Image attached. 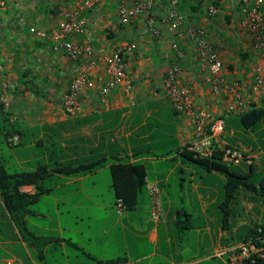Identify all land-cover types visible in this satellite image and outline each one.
Returning <instances> with one entry per match:
<instances>
[{
  "label": "crops",
  "instance_id": "crops-1",
  "mask_svg": "<svg viewBox=\"0 0 264 264\" xmlns=\"http://www.w3.org/2000/svg\"><path fill=\"white\" fill-rule=\"evenodd\" d=\"M122 1L131 3L134 0H115L112 4L109 0H102L96 6L87 8L83 13L85 28L76 35V40L91 44L100 55L109 54L128 43H136L135 51H125L127 79L107 95V103H104L100 94L104 64L99 62L94 70V86L88 87L81 96V109L70 115L65 111L63 98L81 62L71 60L65 53L62 40L54 35L66 11L65 6L68 2L71 4L70 0H0V106L10 115V127L7 129L1 126L0 118V132L4 131L5 136L2 145L11 151V164L0 154V165L9 173L37 168L31 164V160L22 157L25 149L22 150L25 146L24 130L31 132L29 146H45L47 156L51 155V159L56 160L53 165H45L49 168L55 167L56 163L66 162L62 151L56 155L57 145L61 148L70 146L73 151L70 160L80 164L95 158H107L104 166L87 175L55 174L56 183L52 191L38 201L43 197L52 199L59 222L56 227L46 225L41 229L45 232L57 230L59 235L33 231L35 228L31 225L35 219H50L47 211L32 207V214L26 218L30 232L56 237V242L64 245L69 244L63 235L66 214L73 213L76 221H82L85 217L91 220L97 208L107 211L114 204L118 217L111 224V229L104 230L101 235L89 232L88 242H93V238L99 236L101 246L93 252L86 249L90 247L72 242L73 248L88 261L79 258L80 261H69L68 264H94L97 260L120 257L127 259L123 264H229L228 255L216 256L214 253L221 248L231 250L236 246L234 237L239 234L240 225H237V219L235 222L230 218V223L224 226L222 209V218L216 212L215 228L209 221L204 225V233L212 239L209 247L186 248L182 241L176 242V238L183 240L177 224L180 213H189L182 206L172 211V204L176 203L170 197V180L179 169L181 173L193 170L187 166L194 164L187 157L193 139V123L188 113H181L174 107L167 95L164 78L167 70L179 60L184 69V83L192 87L196 108L208 113L211 118H222L224 123L231 113L228 111L231 104L240 105L241 111H236L240 117L241 113L254 105L263 103L259 95L252 91V83L255 67L264 64V59L255 49L248 31L241 27L244 17L242 6L245 3L241 1V5H227L223 0L220 7L217 5L218 15L211 17L208 5L192 3L186 8V1L179 0L178 10L185 21L178 31H171L162 20L169 12L172 0H155L151 17L155 19L161 34L154 36L148 31L146 17H139L129 24L120 22L118 7ZM251 1V4L256 2ZM262 7L264 10V0ZM190 28H202L207 39L218 49L228 80L233 85H239L241 99L224 91L212 94L206 81L207 71L201 65L195 43L188 35ZM180 51L184 52L181 58L178 57ZM103 79L106 80L105 77ZM257 128L258 125L249 130ZM35 131L38 132L36 136ZM218 144L221 148H237L246 157L253 158L251 164L254 163L256 169L259 155L253 152L252 146L241 149L236 143L227 141L223 134ZM116 156H127L129 162L144 163L146 166L147 184L140 193L137 208L132 211H118L114 191L113 198L109 197V205L103 201L99 177L103 173L108 175L109 188L112 187L110 166ZM242 162L251 165L245 160ZM207 177L208 174L201 176L202 180ZM190 183L194 184L193 173ZM194 186L199 191L202 205L207 203V206H211L208 202L217 204L221 198V208L225 189L224 196L219 191L215 196L201 182ZM179 189L183 190L184 185L180 184ZM22 190L28 193L35 191L32 185H26ZM177 197L182 203L185 201V196ZM249 200L251 202L244 203L249 210H253L257 203L262 204L258 199ZM61 205L63 208L69 206L68 210L61 209ZM157 206L159 218L153 216ZM203 211L208 212V209L204 207ZM189 215L190 222L192 216ZM237 216L240 217V213ZM129 229L147 238L153 250L146 254L132 252ZM162 231L165 241L161 236ZM29 248L32 247L26 243L0 196V264H24L25 256L33 259Z\"/></svg>",
  "mask_w": 264,
  "mask_h": 264
},
{
  "label": "built area",
  "instance_id": "built-area-1",
  "mask_svg": "<svg viewBox=\"0 0 264 264\" xmlns=\"http://www.w3.org/2000/svg\"><path fill=\"white\" fill-rule=\"evenodd\" d=\"M102 0H84L78 7L65 11L59 26L54 30L56 38L62 40V46L67 56L74 61L81 62L75 74L71 77L70 85L66 91L63 101L66 113L76 114L81 109V96L88 87L94 86V70L102 62L104 64V76L100 77L102 85L100 94L102 101L107 103V95L119 84L127 79V63L125 60V51H135L136 43H128L124 47L113 50L106 55H100L96 49L88 43L76 40V35L81 33L86 25V18L83 12L87 8L96 6ZM179 0H172L171 8L166 16L163 17V23L170 30L178 31L184 24V17L178 10ZM263 0H256L251 4L245 2L242 6L244 15L241 21V27L246 29L253 40V45L264 59V10ZM155 7V0H134L131 3L122 1L118 7V16L122 24H129L139 17L147 18L148 31L154 35L161 34L160 28L156 21L151 17V12ZM211 17L219 13L218 6L211 3L207 7ZM189 38L195 43L197 48V57L207 71V83L212 94L217 95L221 91L237 98H242L239 93V85H233L228 80L224 71V64L218 49L207 39L205 31L202 28H190L188 31ZM184 56L180 51L179 58ZM106 78L104 80L103 78ZM185 76L183 65L179 60L167 70L164 82L167 95L173 102L174 107L181 113H188L193 123V139L190 150L201 155L210 156L215 151V143L218 144L219 137L225 131V123L222 118H211V116L195 106L192 87L185 85ZM252 91L257 93L264 102V64L255 67ZM240 105L231 104L229 112H240ZM220 147V145L218 144ZM225 149L224 160L230 163H240L245 160L251 164L253 158L246 157L240 150L234 147H222ZM118 211L123 209L122 201H118ZM153 216L159 218L158 206L154 208ZM256 254L264 258V248L257 247L253 242L239 243L232 247L231 250L221 248L214 255H228L229 264H244ZM255 262V259L252 260Z\"/></svg>",
  "mask_w": 264,
  "mask_h": 264
},
{
  "label": "rangeland",
  "instance_id": "rangeland-1",
  "mask_svg": "<svg viewBox=\"0 0 264 264\" xmlns=\"http://www.w3.org/2000/svg\"><path fill=\"white\" fill-rule=\"evenodd\" d=\"M69 1V0H66ZM84 0H70L71 4H68L65 6V10L68 11L70 9H74L78 7ZM115 0H109V3H113ZM186 1V8H189L193 4H202V5H209L212 2L215 1L218 2L219 7L222 5L223 0H185ZM249 2L251 0H225V4L227 5H241L242 2ZM255 0H252L253 3ZM193 3V4H192ZM85 12V11H84ZM83 12V13H84ZM63 18V17H62ZM229 116H226L225 118V132L223 133V136L227 138V141L231 143H236L240 146L241 149H248V146L253 147V152L259 155L258 159H256V169L255 174L250 178V182L253 183L256 186H259L263 176H264V120L263 122H260L258 124L257 130H249L244 128L240 117L237 115L236 112H231L228 114ZM0 118L2 120L1 126L4 128H9V119L10 115L7 113L6 110H3L0 106ZM6 119V120H5ZM4 132V131H3ZM3 132H0V154L4 157L5 161L10 163L11 157L10 152L7 150L6 145H2L1 142L5 140V136L3 135ZM37 131H35V136L37 135ZM24 144L22 150L24 149V154L22 155L23 159H29L31 160V164L33 166L40 165H53L55 163V159H51V155L47 156V151L45 149V146L36 144L35 146H29V142L31 140V132L29 130H24ZM49 144V142H47ZM45 145V144H44ZM27 147V148H26ZM57 149H55L56 155H58V151H62V155H64L66 162H70L72 160L71 156L73 154L72 148L68 146L67 148H61L60 145L56 146ZM55 147V148H56ZM16 148V147H15ZM4 149V151H2ZM51 147H49V150ZM160 150H158L159 152ZM161 153V152H159ZM95 158L94 160H96ZM14 162V159L13 161ZM227 164L230 166L232 171H235L237 173L249 175L251 173V170L249 166H247L244 162L240 164L236 163H230L227 162ZM190 166L191 171L185 170L183 173L179 172L176 173L174 177L171 178L172 182V188H171V194L170 197L172 201H175L176 204H172V211H175L178 207L181 208V206L186 209V211L191 214L192 219L191 221H186V226H191L192 229H186L184 232H182L183 240L176 238V242L180 243L183 242V245L186 248H207L211 245L212 239L206 235L203 231L204 225L207 221L212 223L213 228L216 227V212H219L220 218H222V211L221 208H219L220 203L222 202V199H219V202L217 204H213L212 202H208L211 204V206H207V203L205 205H202V201L198 197L199 191L195 188L194 184H199L200 182L203 183L206 187L210 188V191L216 196L218 194V191L221 192L224 196V185L226 182V175L222 174L220 172H208L204 168H202L200 165L192 164L187 165ZM13 170V168H12ZM109 172V171H107ZM193 173V180L194 184L192 185L190 183L191 181V175ZM110 174V173H109ZM203 174H208V177L204 180H202L201 176ZM153 177V176H152ZM185 179L186 181H184ZM109 180L108 175H100L99 181L100 185L102 187L103 191V201L105 204L109 203V197L114 196L112 187L109 188ZM180 184L184 185V189L180 190ZM221 194V197H222ZM177 195L185 196V201L182 203L180 199L177 197ZM249 193L246 191L241 192L240 197H238L237 201L234 203H231L230 206V218L233 219V221H237V225H240L239 228V234H236L234 237L235 245L242 243L241 237H245L249 234L250 230L256 225V224H264V204H256L255 208L253 210H249L248 207L244 203L251 202L248 198ZM168 197V196H167ZM114 199H112V202ZM209 201V200H206ZM39 205L33 206V208H40L43 212L48 213L49 220L45 218H39L38 220H34L32 223V227L35 228L33 230L34 232L38 233H51L54 235H57L58 232H45L43 228L44 226H52L56 227L58 224V220L55 213V207L53 205L52 199H47V197H43L42 200L38 203ZM248 205V204H247ZM249 206V205H248ZM64 206L61 205V209L68 210L69 206H66V208H63ZM208 209V212H204L203 208ZM117 208V207H116ZM73 209V208H72ZM118 209V208H117ZM74 212V211H73ZM240 213V217L237 216V214ZM66 220H63V235L66 238V240L74 242L79 244L83 247H90L86 248L93 252L97 251L96 247L101 246V240L99 236H95L93 238V242H88L89 232L94 233L95 235H101L104 230H110L111 224H113L118 217V214L116 213V209L114 204H112L111 208H108L106 211L103 208H97L95 210L94 217L89 220L86 217L82 221H76L74 219L75 215L72 213V215H65ZM237 217V218H236ZM183 219H185L184 216H182ZM237 219V220H236ZM221 224V219H220ZM40 227V228H39ZM202 229V230H200ZM141 235L142 232H139ZM59 235V234H58ZM116 235V234H115ZM161 236L163 240H166L165 233L162 231ZM177 237V235L175 234ZM128 237H129V243L130 248L132 252L136 251L138 253L146 254L153 250V245L148 242L147 238L140 237L137 235V232L133 229L128 230ZM57 240V239H56ZM54 240L51 242L47 247L44 249L43 257H39V252L36 248H29L30 253L33 256V259L30 257L23 258L24 264H68L70 261L71 263H75L80 261L79 258L85 259V257L80 253V251L73 248L71 244H64L61 245ZM62 240V239H61ZM165 244V242H163ZM218 243V242H217ZM225 245V242L224 244ZM93 247V248H92ZM226 247V246H224ZM135 253V252H134ZM88 261L87 259H85ZM157 261V260H156ZM147 261H144L143 263H146Z\"/></svg>",
  "mask_w": 264,
  "mask_h": 264
},
{
  "label": "trees",
  "instance_id": "trees-1",
  "mask_svg": "<svg viewBox=\"0 0 264 264\" xmlns=\"http://www.w3.org/2000/svg\"><path fill=\"white\" fill-rule=\"evenodd\" d=\"M214 4L219 5L216 1ZM263 119L264 102L257 106L254 105L248 111L240 114V120L246 129L255 128ZM13 133L12 135H14ZM215 146V151L210 156H204L190 150L187 157L192 163L200 165L209 172H220L226 175L225 200L220 207L224 213L222 222L224 226H227L230 223L231 203L237 201L242 190L249 193L248 198L258 199L264 204V176L259 186L254 185L250 182V178L255 174L254 163L249 165L251 170L249 175L232 171L224 160L225 149L219 147L217 143H215ZM106 162V157L82 164L76 161L59 162L53 168L39 165L35 170L17 173H9L3 165H0V196L23 234L26 243L29 247L38 250L40 258L43 257L45 247L57 238L36 235L28 230L26 218L29 214H32V207L38 203L44 194L52 191L56 183L54 180L55 174L65 176L87 175L104 166ZM110 172L116 203L122 201L125 211L135 210L139 203L140 193L147 184L145 164L129 162L127 156H116L110 166ZM26 185L34 186V193L24 192L22 188ZM179 218L180 222L177 224L182 237V232L188 227L185 224L186 221L190 220V215L181 212ZM241 241L244 243L253 242L257 247L264 248V224H256L247 236L241 237ZM68 243L73 244L71 241H68ZM253 259H255V262L252 261ZM126 261V257H120L106 261L97 260L94 264H123ZM244 264H264V258L253 254L251 258L244 261Z\"/></svg>",
  "mask_w": 264,
  "mask_h": 264
}]
</instances>
